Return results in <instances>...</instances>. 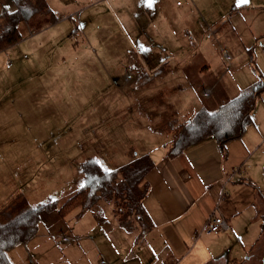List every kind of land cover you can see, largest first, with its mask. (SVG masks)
<instances>
[{"label": "rangeland", "instance_id": "obj_1", "mask_svg": "<svg viewBox=\"0 0 264 264\" xmlns=\"http://www.w3.org/2000/svg\"><path fill=\"white\" fill-rule=\"evenodd\" d=\"M36 1L43 8L34 22L19 24L22 40L0 51L1 222L9 211L65 202L83 186L87 158L114 171L161 152L165 125L178 120V108L193 95L184 78H168L172 61L148 78L161 62L210 60L222 79L219 90L260 70L248 52L221 48V35L235 37L245 14L255 13L234 0H152L151 6L149 0H33L32 6ZM17 8L14 0H0V29L4 13ZM224 52L234 58L229 64ZM60 227L51 232L66 229ZM47 230L41 225L39 232ZM254 242L249 235L235 242L233 257L242 259ZM27 259L14 255L18 264Z\"/></svg>", "mask_w": 264, "mask_h": 264}, {"label": "crops", "instance_id": "obj_2", "mask_svg": "<svg viewBox=\"0 0 264 264\" xmlns=\"http://www.w3.org/2000/svg\"><path fill=\"white\" fill-rule=\"evenodd\" d=\"M234 2L240 9H252L255 13L245 14L242 30L237 33L232 31L235 37L229 36L230 31L221 35L226 44V47L221 48L237 50L239 56L242 51L248 52L260 70L249 69L244 82H233L227 89L219 90L217 87L222 79L216 74L215 63L210 60L185 56L161 62L149 74L152 76L147 75L149 79L157 78L158 72L172 61L173 67L168 70V78L171 81L184 78L183 81L193 90L188 92L193 94L189 101L186 103L185 100L186 104L178 108V120L171 121V124H180L201 109L215 111L259 80L264 81V18H259L264 17V0H250L248 4H240V0ZM138 77L145 76L139 74ZM207 88L212 93L203 100L200 93ZM225 90L233 92L231 94ZM173 96L176 97L174 93ZM263 97L264 93L258 100L252 123L243 138L228 143L224 153L216 141L207 140L169 159L166 153L171 138L167 133L163 144L159 143L163 146L161 152L147 153L154 162L153 169L144 181L148 192L143 204L148 214L149 229L142 230L139 227L132 232L119 230L109 208H105L110 220L107 230L97 225L91 212H75L73 223L72 220L69 223L67 219H61L57 211L45 212L41 215L40 227L45 225L48 230L40 233L39 227L31 240L17 247L19 253H25L30 258L23 264H102V260L106 264H223L222 257L231 250L232 259L236 250L235 242H242V238L249 235L251 240H255L254 243L260 241L263 244ZM236 170L242 172L243 176L235 173ZM23 201H26L24 197ZM215 213L225 217L229 230L202 232L207 219ZM63 225L66 229L61 232H51ZM64 235L76 240L64 243ZM18 252H8L13 264H18L14 260Z\"/></svg>", "mask_w": 264, "mask_h": 264}, {"label": "trees", "instance_id": "obj_3", "mask_svg": "<svg viewBox=\"0 0 264 264\" xmlns=\"http://www.w3.org/2000/svg\"><path fill=\"white\" fill-rule=\"evenodd\" d=\"M14 1L18 8L4 13L6 23L0 29V51L21 41L19 24L22 21L28 24L34 22L37 19L34 14L43 8L39 1H36L35 6H32L33 0ZM263 93L264 81L259 80L215 111L201 109L180 124L167 123L165 133L170 136L171 144L166 157L174 159L207 140L216 141L224 153L228 143L240 140L245 135ZM153 167L154 162L148 154L114 171L104 170L96 159L87 158L81 164L84 184L65 202L51 200L17 213L9 211L5 214L6 222L0 221V264H13L8 258V252L27 243L38 233L41 215L45 212L57 211L63 220L73 212H91L97 225L107 230L110 220L103 214V209L99 208L104 202L118 227L124 231L132 232L133 227L140 224L142 230L149 229L148 214L143 204L148 192L144 181Z\"/></svg>", "mask_w": 264, "mask_h": 264}, {"label": "built area", "instance_id": "obj_4", "mask_svg": "<svg viewBox=\"0 0 264 264\" xmlns=\"http://www.w3.org/2000/svg\"><path fill=\"white\" fill-rule=\"evenodd\" d=\"M232 59V56H230V54L224 52V60L226 63H230ZM211 89H207L205 91V96H209L211 94ZM240 177L243 176L242 172H240L239 170H236V172ZM231 177H229L230 181ZM229 226L226 223V220L224 218V216L221 213H215L212 218H209L207 220V222L204 224V226L202 227V232L205 233H219L222 231H226L228 230ZM76 240L75 238L68 236V235H64L62 236V241L64 243H71L72 241ZM102 264H105V262L102 261Z\"/></svg>", "mask_w": 264, "mask_h": 264}, {"label": "flooded vegetation", "instance_id": "obj_5", "mask_svg": "<svg viewBox=\"0 0 264 264\" xmlns=\"http://www.w3.org/2000/svg\"><path fill=\"white\" fill-rule=\"evenodd\" d=\"M254 244L242 259L234 257L231 259V250H228L222 257L224 262L223 264H264V243L261 244L260 241H257Z\"/></svg>", "mask_w": 264, "mask_h": 264}, {"label": "snow or ice", "instance_id": "obj_6", "mask_svg": "<svg viewBox=\"0 0 264 264\" xmlns=\"http://www.w3.org/2000/svg\"><path fill=\"white\" fill-rule=\"evenodd\" d=\"M250 0H240V4H248ZM152 0H149V6H151Z\"/></svg>", "mask_w": 264, "mask_h": 264}, {"label": "bare ground", "instance_id": "obj_7", "mask_svg": "<svg viewBox=\"0 0 264 264\" xmlns=\"http://www.w3.org/2000/svg\"><path fill=\"white\" fill-rule=\"evenodd\" d=\"M149 247V246H148Z\"/></svg>", "mask_w": 264, "mask_h": 264}]
</instances>
